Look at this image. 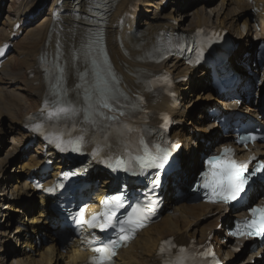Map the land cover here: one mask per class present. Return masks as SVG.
Masks as SVG:
<instances>
[{
    "label": "bare ground",
    "instance_id": "bare-ground-1",
    "mask_svg": "<svg viewBox=\"0 0 264 264\" xmlns=\"http://www.w3.org/2000/svg\"><path fill=\"white\" fill-rule=\"evenodd\" d=\"M93 1L20 0L17 7L10 12L8 10L16 18L15 22L6 20L8 22L0 28V45L6 46L0 63V134L6 128L5 133L10 136L6 138L9 139L8 145L0 158V264H82L87 258V253L76 250L77 241L70 240L64 247L65 251H61L58 238L52 236L50 229L55 223L52 221L53 214L48 210L49 201L27 181L30 170L42 164L41 145L24 149L29 137L19 128L24 118L35 112L51 91V80L44 79L38 68L43 58L57 62L60 68L58 88L69 94L68 101L78 103L86 101V92L91 91L90 85L95 81L93 72H104L108 67L119 79L120 88L132 96L140 95L143 90L138 82L139 77L162 70L174 78L188 75L190 80L179 84L176 91L180 109H171L163 97L155 100L149 98L147 109L151 116L168 112L178 122L179 126L172 130L171 137L184 140L181 174L183 180L190 179L198 174L199 156L205 150L195 140L204 139L213 146L218 138L215 126L207 125L209 119L203 114L213 108L214 103L226 108L230 106L213 99L208 73L198 74L174 58L159 64L150 62L157 32L177 30L190 33L199 27L226 31L232 47L228 62L234 66V62L241 60L244 54H248L252 60L255 45L252 43L249 20L258 17L252 13L254 8H261L264 12V0H167V5L161 10L159 7L164 0H115L103 35L95 33L101 39L92 46L88 24L93 22L89 17ZM75 3L78 5L75 6ZM193 5L196 6L190 13H184ZM132 7L136 9L130 13ZM44 12L46 14L37 26L27 28L34 23L35 16L40 17ZM15 24L17 29L13 31ZM23 31L25 34L21 36ZM11 34L14 35L12 39L9 38ZM85 45L90 47L86 48ZM82 48L90 52L87 63L82 58ZM9 53L14 57H9ZM104 56L108 63H102ZM93 59L96 66L92 63ZM242 62L246 63L247 59ZM251 72L254 73L252 69ZM31 73L34 77L29 79ZM258 93L263 94L264 89ZM195 109L200 111L198 117L191 115ZM240 112L251 116L262 114L259 105L251 104L241 108ZM185 131L192 136L185 137ZM218 150V147L215 148L216 152ZM258 153L264 154L263 146L256 150ZM120 159L123 160L122 155ZM15 165V170H8L9 166ZM55 169L60 170L61 166L57 165ZM10 172L9 177L7 173ZM51 176L56 177L57 173ZM10 184L12 186L7 197L5 190ZM109 185V181H104L96 191V202H93L96 209H99L98 204L108 192ZM179 189L186 190L181 185ZM171 193L175 191L171 190ZM188 201L177 204L170 199L167 207L172 213L164 212L158 223L143 230L129 248L119 254V263L159 264L158 247L167 238L187 244L192 239L205 242L211 237L217 243L224 234L220 224H228L231 216L220 207ZM29 233L31 237L25 239L24 236ZM35 236H38L39 243ZM37 245H41L39 249ZM215 249L220 255L222 252L226 264L242 259L227 247L225 250L218 246ZM253 257L248 256L240 264H248Z\"/></svg>",
    "mask_w": 264,
    "mask_h": 264
},
{
    "label": "snow or ice",
    "instance_id": "snow-or-ice-1",
    "mask_svg": "<svg viewBox=\"0 0 264 264\" xmlns=\"http://www.w3.org/2000/svg\"><path fill=\"white\" fill-rule=\"evenodd\" d=\"M77 19H80L77 16ZM86 19V18H85ZM84 47H90L89 45H85ZM59 48V45H58ZM82 58L85 59V63H87V58L90 56V52H85L83 48L81 49ZM81 57H76V59H80ZM92 63L96 66V60L93 59ZM119 80L115 76L114 73H111L109 70L108 75H102L100 72L95 74V81L92 85H90V93L86 92V103L88 107L84 110V120L93 125V128H99L100 125L103 124L104 121H116L118 120V116L123 117L126 115L125 111H122L119 107V97L124 94L120 92L118 85ZM126 99V97H125ZM142 103V99L139 101ZM75 102H69L66 106L59 107L56 110L57 115L63 114L65 117L75 116L79 111L76 107L73 106ZM131 104V102H130ZM130 105H126L128 107ZM116 112L117 115H107L105 112ZM166 121V118H165ZM167 122V121H166ZM110 127V126H109ZM131 131V129H127ZM250 139L255 140L256 138L253 136ZM83 137H81V141ZM173 147H179V145H173ZM63 150V149H61ZM75 151H80V143L78 142ZM230 149L224 150V156L221 157H212L207 161L209 166V172L203 174V187L205 189H210L215 199L213 202H223L229 203L232 200H235L237 196L245 190V186L249 184L250 181L253 180V177H257L258 181H264V175L257 176L258 173H264V164L258 165L251 172L247 171V165L237 164L231 158L225 159V156H228L230 153ZM171 152L168 149H160L157 146V152L154 155L146 156L144 158H137L139 162L140 168H156L163 170L165 165L169 163V157ZM118 166H123L124 161H117ZM127 171V168H124ZM247 173V174H246ZM159 173H157V176ZM256 181H253L255 183ZM154 186H159V181H153ZM117 202L115 207H122L121 197L117 196L114 198ZM140 212L139 206L134 207L132 212L128 213L125 219L118 220L117 223L120 225L119 231L120 235L118 240L110 241L109 245L97 246L92 249L98 255L93 258L92 264H108L111 256L114 255L115 248L119 245L120 241H126L128 236L125 235L126 231L131 232L135 231L137 227H143L142 214L138 215ZM253 219L248 223L249 231L248 235H257L264 236V208L256 207L250 210ZM115 215V211L113 210L110 215H105L104 222L98 225H90L93 227H99L101 231L109 226L111 221V216ZM259 217V219H257ZM96 217H93V220H96ZM78 223H85L83 220V216L81 213V218ZM129 225L128 229H125L124 225ZM236 235V233H232ZM169 242L165 241V244ZM163 247L161 248V252H163ZM181 253L184 252L183 249L180 250ZM211 254V249L208 252L204 253V255ZM169 264H173V262H169ZM175 264H183L182 260H177Z\"/></svg>",
    "mask_w": 264,
    "mask_h": 264
},
{
    "label": "rangeland",
    "instance_id": "rangeland-1",
    "mask_svg": "<svg viewBox=\"0 0 264 264\" xmlns=\"http://www.w3.org/2000/svg\"><path fill=\"white\" fill-rule=\"evenodd\" d=\"M20 2V0H0V28L2 27V24H6L8 21H6V20H11L12 21V23H14L15 22V20H16V18H13L12 17V15L10 14V13H8V10H9V12L11 11V10H13L15 7H17V5H18V3ZM194 6H196V5H193V6H191L190 8H188L184 13H190L191 12V10H193L194 9ZM170 8V7H169ZM195 8H198V6L197 7H195ZM45 9H46V7H45ZM207 12V11H206ZM8 14H10L9 16H8ZM46 14V12H44L40 17H38V16H36V17H34V19H35V21H34V23L32 24V25H30V27H27V28H34L35 26H37L38 25V23L40 22V20H42L43 19V17H44V15ZM33 19V20H34ZM6 22V23H5ZM27 30V29H26ZM25 30V31H26ZM25 31H23V33H22V35L21 36H23L24 34H25ZM14 54H12V53H9V57H14L13 56ZM254 63V62H253ZM15 70V69H14ZM194 99V98H193ZM200 114V111L199 110H194V111H192V114L191 115H193V117H198V115ZM188 130V129H187ZM6 132V128L5 129H3V131L1 132V133H3V134H0V138H2L3 140H0V158L1 157H3V153H4V149L7 147V145H8V142L7 141H9V139H6V138H9L10 136L9 135H7V133H5ZM183 135L186 137V135H187V131H185L184 133H183ZM186 140V139H185ZM182 142V146H183V144H184V140H182L181 141ZM15 168H16V165L15 166H9L8 167V170L9 169H14L15 170ZM7 175H9V177L11 176V172L10 173H7ZM11 186H12V184H10L9 186H7V188H6V190H5V192L7 193V197H9V194H10V188H11ZM24 198V197H23ZM180 204V203H179ZM171 213H172V211H171ZM166 214V213H165ZM35 260H37V259H35Z\"/></svg>",
    "mask_w": 264,
    "mask_h": 264
}]
</instances>
